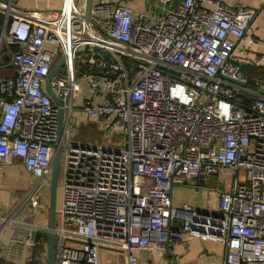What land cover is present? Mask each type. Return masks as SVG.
<instances>
[{"label":"built area","instance_id":"1","mask_svg":"<svg viewBox=\"0 0 264 264\" xmlns=\"http://www.w3.org/2000/svg\"><path fill=\"white\" fill-rule=\"evenodd\" d=\"M85 1L22 10L0 0L2 65L13 69L0 75V167L20 162L36 178L28 195L36 207L60 148L55 264H100L101 246L138 264L136 250L186 237L223 242L222 264L264 262V94L242 70L263 63L249 50L257 39L248 27L258 14L264 20V6L148 0L136 11L93 0L87 22ZM61 56L50 81L67 117L58 141L45 80ZM80 107L103 133L120 136L116 145L70 138ZM212 175L231 177L216 213L173 202L175 186ZM38 229L10 241H23L32 257Z\"/></svg>","mask_w":264,"mask_h":264},{"label":"crops","instance_id":"2","mask_svg":"<svg viewBox=\"0 0 264 264\" xmlns=\"http://www.w3.org/2000/svg\"><path fill=\"white\" fill-rule=\"evenodd\" d=\"M62 0H13L14 6L22 10H47L56 8ZM119 3H127L136 11H147L148 0H112ZM229 4H244L258 10L264 0H223ZM2 14L0 13V18ZM248 34L257 39V44L249 46L251 53L261 57V65L243 64L242 70L249 78L248 86L264 88V20L262 14H258L248 27ZM8 56L0 53V75H12L13 69L3 67ZM5 63L4 65H2ZM259 79V84L253 80ZM248 99H252L248 96ZM81 109V107L79 108ZM33 175L26 171L20 162L0 167V264H29L32 257L29 256V247L23 241L12 242V232L24 233L31 226H37L38 231L46 234L43 247L36 254L37 264H46L47 225L49 216V202L46 196H42L39 205L30 204L28 195L34 187ZM217 175L207 178L204 185L199 178H193L189 183L177 185L172 191V200L175 204L189 203L197 210L206 213H216L217 195L219 187L215 182ZM210 182L206 185V182ZM223 181V180H222ZM207 182V183H208ZM224 183V181H223ZM27 190L19 201L14 191ZM49 190V188H48ZM30 196V195H29ZM33 250V249H32ZM138 264H222L225 254V244L216 240H203L199 237H186L178 242H169L163 245L139 249L135 251ZM100 264H127L126 252L117 248L101 246ZM252 264H264L252 263Z\"/></svg>","mask_w":264,"mask_h":264},{"label":"water","instance_id":"3","mask_svg":"<svg viewBox=\"0 0 264 264\" xmlns=\"http://www.w3.org/2000/svg\"><path fill=\"white\" fill-rule=\"evenodd\" d=\"M93 0L85 1V10H84V18L87 22L90 21V12L92 8ZM264 3L257 10L258 12L262 9ZM84 46L81 45L80 49H83ZM105 53V52H104ZM64 57L61 56L55 64L52 66L50 72L48 73L45 80V87L47 92L51 95L55 103L58 105V141L61 140L64 130L67 124V117L64 113V108L62 106V101L53 93L50 88V81L53 74L56 72L60 64L62 63ZM260 93L264 94V88H260ZM248 97L247 95H245ZM252 99H255L256 96H252ZM60 148H57L53 158H52V172L50 178V186H49V216H48V225L46 228L47 231V245H46V264H55V245H56V234L54 232L55 222H56V189L58 183V176L60 172ZM119 249V248H118ZM1 250V249H0ZM121 250V249H119Z\"/></svg>","mask_w":264,"mask_h":264},{"label":"rangeland","instance_id":"4","mask_svg":"<svg viewBox=\"0 0 264 264\" xmlns=\"http://www.w3.org/2000/svg\"><path fill=\"white\" fill-rule=\"evenodd\" d=\"M82 78H78V81H82ZM77 98V97H76ZM70 138L76 141H90V140H97V141H104L105 139H110L113 140V143L115 144V140L119 139L120 136H114V139H112L111 136L108 135L107 132L103 133V130H100L97 128L95 122L89 120L85 114V112L79 108L73 110V115H72V121L71 124L68 126ZM116 145V144H115ZM218 179H216L217 182H215V186L222 188L227 181L230 180V176L227 175L224 179L220 175H217ZM51 174L48 175V180H50ZM33 180L35 181L36 178L34 177ZM224 183H223V181ZM36 182V181H35ZM190 182V181H189ZM188 182V183H189ZM208 182V181H207ZM206 185H209L210 182L207 183ZM50 185H48L46 182H41L36 190L35 193L40 196V200L42 196H46L47 200L49 202V188ZM27 190L24 189H17L14 191L16 198V202H19L23 196L26 194ZM136 254V253H135Z\"/></svg>","mask_w":264,"mask_h":264},{"label":"trees","instance_id":"5","mask_svg":"<svg viewBox=\"0 0 264 264\" xmlns=\"http://www.w3.org/2000/svg\"><path fill=\"white\" fill-rule=\"evenodd\" d=\"M46 239V234L42 231H37L35 235V245L33 247V258L29 264H37L36 254L43 247V240Z\"/></svg>","mask_w":264,"mask_h":264}]
</instances>
